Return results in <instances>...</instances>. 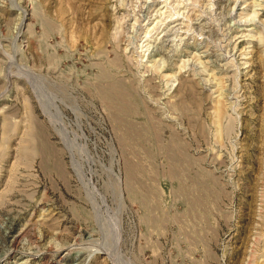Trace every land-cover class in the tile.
<instances>
[{"label":"rangeland","instance_id":"obj_1","mask_svg":"<svg viewBox=\"0 0 264 264\" xmlns=\"http://www.w3.org/2000/svg\"><path fill=\"white\" fill-rule=\"evenodd\" d=\"M0 264H264V0H0Z\"/></svg>","mask_w":264,"mask_h":264},{"label":"bare ground","instance_id":"obj_2","mask_svg":"<svg viewBox=\"0 0 264 264\" xmlns=\"http://www.w3.org/2000/svg\"><path fill=\"white\" fill-rule=\"evenodd\" d=\"M230 14V13H229Z\"/></svg>","mask_w":264,"mask_h":264}]
</instances>
